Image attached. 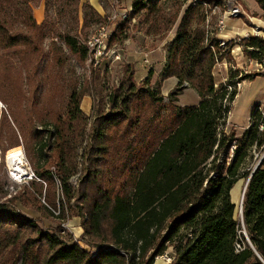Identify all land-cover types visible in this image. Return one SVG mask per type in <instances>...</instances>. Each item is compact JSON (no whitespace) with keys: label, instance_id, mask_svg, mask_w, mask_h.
I'll return each mask as SVG.
<instances>
[{"label":"trees","instance_id":"trees-1","mask_svg":"<svg viewBox=\"0 0 264 264\" xmlns=\"http://www.w3.org/2000/svg\"><path fill=\"white\" fill-rule=\"evenodd\" d=\"M160 1L135 0L110 41L122 33L128 20L148 13ZM255 1L264 12V0ZM34 2L0 0V66L4 69L0 94L15 124L12 95L20 102H31L38 95L39 71L47 55L45 20L35 18ZM87 5L97 18H103ZM194 5L197 3L190 4L181 18L162 70L161 80L178 78L169 101H164L160 86L136 85L135 67L128 64L121 86L110 100L112 110H121L96 119L76 189L69 183L72 170L66 168L65 155L74 150L71 145L77 142L75 139L79 141L86 128L87 116L81 103L88 84L95 79V70L88 83L73 93L64 131L59 128L55 136L50 133L42 147L45 162L35 166V178L41 183L31 182L16 196L0 202V264H153L170 246L175 256L171 264H248L250 259L263 264L250 244L246 242L245 249L237 252L236 242L240 237L246 240L244 226L264 258V159L256 169L257 162H253L254 153L264 151V105L251 109L249 126L240 135L234 128L228 129V117L238 94L237 88L229 90V86L264 74L248 73L229 86L223 83L217 87L214 67L225 55L230 57L237 46L249 59L263 63L264 37L250 35L221 46L222 40L209 36L205 25L192 28ZM60 38L80 63H86V44L70 33L60 34ZM12 55H17L25 75L16 74ZM150 82V78L144 80L148 85ZM188 87L197 91L199 104L176 105L178 96ZM123 89L128 96L122 98L118 92ZM122 118L126 119L123 127ZM7 131L11 132L7 136L10 145L5 147L3 135ZM107 132L114 141L116 157L109 171L100 160ZM19 145L7 112L1 110V153ZM249 177L243 218H238L231 190L237 181ZM55 181L61 188L59 207L47 193L45 203L42 201L44 183ZM17 200L41 216L33 218L15 210L11 203ZM68 204L82 217L83 240L91 249L61 226ZM42 217L51 223L43 226Z\"/></svg>","mask_w":264,"mask_h":264},{"label":"rangeland","instance_id":"rangeland-1","mask_svg":"<svg viewBox=\"0 0 264 264\" xmlns=\"http://www.w3.org/2000/svg\"><path fill=\"white\" fill-rule=\"evenodd\" d=\"M219 2H222V0H161L158 6L152 8L148 13L145 11L142 15L136 16L135 19L128 20L122 33H119L113 41H110V47L115 48L116 53L105 56L95 65L91 62V52H89L86 63H80L61 40L60 34L70 33L81 44L87 45L88 40L96 34L97 29L101 25L110 26L114 32L117 26L124 22L125 18L122 16V18L118 19L109 20L107 17L99 19L91 11L89 5H87L89 3L85 2V0H35L32 4L33 14L39 22L45 20L46 39L44 45L47 55L39 71L38 95L31 102L27 100L20 102L15 97V94L12 95L13 100L11 101L13 102L12 106L15 107L14 116L17 119V124L14 123V118L8 113L7 103L3 101L0 94V114L1 110L7 112L9 126L13 128L20 142L19 146L9 148L4 154L0 150V202H6L5 200L16 196L25 186H29L31 182H35L36 184L41 183L36 178L27 179L25 177L24 179H16L12 177L7 164L8 154L16 149H21L26 156L28 167H31L34 172L35 166H42L46 159L45 150L42 147L46 144L50 133L55 136L59 132V128L61 130L65 128L68 121V106L73 93L78 91L83 84L88 83L91 78V71L95 70V79L88 84L87 94L85 95L90 100L92 106L89 114L85 113L87 116L86 128L79 141L75 139L77 142H73L71 145V148L73 147L74 150H68L65 155L66 168L72 170L69 183L76 189L85 162L84 153L92 143L96 119L102 114H112L121 110L119 107L112 110L110 100L113 92L121 86L125 77L126 66L130 63L135 64L138 60L142 61L146 57H152L156 62L157 60H162L163 54L160 51L154 53L152 56L149 50L160 45L161 40H167L173 36L190 4L197 3V5L193 6L191 13L192 28H203L206 25V17L209 14L211 15V20L206 29L209 31V36L217 37V34H219L217 26H220L221 16L223 18L225 14L227 17L226 0H223L222 3ZM241 4L243 6L241 18L246 22L250 31L254 32V34L250 35L264 37V13L257 7L254 0H241ZM214 5H218L216 8L221 11L220 17L219 12L211 14ZM108 16L111 17V14ZM84 22L85 26L82 27ZM257 27H260L259 31L261 32H258ZM243 37L245 36H237L229 40L240 42V39ZM221 40V46H225V40L227 39L221 38ZM170 42H167L165 45L164 57H166V61L168 60ZM237 53L240 56L244 55L245 62L238 64V61L235 59ZM225 57L223 61L217 62L214 67L217 87H220L223 83L229 86L233 82H236L239 76L248 73L260 72L264 74V66H260L254 60L251 63L246 54L243 53L242 47H236L234 53L231 51L230 57L228 55H225ZM11 62L14 64L16 74L22 73L25 75V69L17 55L11 56ZM223 63H226L227 67ZM144 64H146L144 72L146 70L149 71L148 76H152L155 71L158 72V75L156 74L153 79L151 78L149 85L144 83V81L140 82L136 79V85L157 89L158 86H161L162 71L154 68L151 69V63ZM159 64L158 66L161 68V61H159ZM139 67H141V64H139ZM3 79L4 69L0 66V91L1 85L4 83ZM23 87L24 89L27 88L25 82L23 83ZM235 88L238 89V94L232 103L229 120L240 130L248 124L251 109L257 104L264 105V75L257 76L253 80H245L239 86L237 84L229 86V90ZM118 93H122V98L128 96L124 92V89L123 92ZM169 94L167 96L164 95L166 97L165 102L169 101ZM121 97L120 99H122ZM196 100V92L192 89H189L180 96V103L193 104ZM19 105L21 106L19 107ZM125 122L126 119L122 118L120 126L123 127ZM9 133L11 134V132L7 131L3 135V145L5 147L10 145L7 139ZM106 134L107 137L102 144L106 149L104 154L101 155L100 160L105 169L109 171L113 162H116V157L114 156V141L111 139V133L107 132ZM72 137L75 138L74 134ZM54 140V137H52V142ZM263 153L264 151L261 153L255 152L253 162H257ZM243 181L246 180L243 179ZM60 191L59 182L55 181L54 184L44 183L42 201L45 203V194L47 193L48 197L53 199L59 207V198H62ZM71 204L74 205V201ZM11 205L15 210L21 211L31 217L35 216L39 218L41 216L36 210L25 207L19 200L11 203ZM69 206L71 205L65 206L67 216L65 220H61V226L68 223L70 231L73 232L70 220H76V225L78 226L79 223L80 225L82 224L83 219L78 214V210L75 208L71 209ZM236 207L237 216L240 218V204H237ZM58 211L59 209L57 210V214L59 213ZM49 223H51L50 219L42 217L41 224L43 226H47ZM69 229L66 230L69 231ZM246 242L250 244L247 240H245V244ZM163 261L165 264H169L164 258ZM248 264H256V260L250 259Z\"/></svg>","mask_w":264,"mask_h":264},{"label":"crops","instance_id":"crops-1","mask_svg":"<svg viewBox=\"0 0 264 264\" xmlns=\"http://www.w3.org/2000/svg\"><path fill=\"white\" fill-rule=\"evenodd\" d=\"M135 0H85V2H88L103 18L107 17L109 20L110 19H118L120 18V14L123 13L125 10V12L122 14L123 18H127L130 11L132 10L133 7V3ZM255 1V0H254ZM256 2V1H255ZM257 7L263 12V10L260 8V6L258 5V3L256 2ZM214 6H218V5H214ZM217 13V12H214ZM264 13V12H263ZM111 14V17L108 16ZM219 17H220V12L218 13ZM223 18H228L226 17V15L224 14ZM135 19V18H134ZM41 22V21H40ZM221 25V22H220ZM177 32V31H176ZM176 32L173 34V36L169 39H163L161 40V44L158 45L156 48H151L149 50V53L152 54V56L154 55V53H158V51H160L163 54V59L162 60H157V62L151 57V58H143L142 61L138 60V62H136L135 64L132 63L135 67L136 73H135V80L137 79L138 81H144L146 78H154V75H158V72L155 71V73L152 76H148L149 75V71H145L144 72V68L146 66V64L144 63H151L152 66H150L151 69H159V71H162L164 68V65L166 64V57H164V51H165V45L167 42L172 41L174 39V35L176 34ZM253 32L250 31V28L248 27V25L246 24V22H244V20L239 17V18H230L227 20V27L219 34H217V37L224 38V39H233L237 36H245L247 34H252ZM239 49V48H238ZM158 59V58H157ZM235 59L238 61V64L245 62V57L244 55L240 56L239 53H237L235 55ZM159 61H161V65L162 67L159 68L158 65ZM249 61H251V63H253L254 61L252 59H249ZM139 64H141V67H139ZM225 65V67H227L226 63H223ZM143 70V71H142ZM153 71V70H152ZM160 80V79H159ZM161 81V93L162 95H166L169 94L170 92H172L178 85V78L175 76H171L167 79L164 80H160ZM245 81V80H244ZM243 82V81H242ZM241 82V83H242ZM239 83V85L241 84ZM189 89H192L196 92L197 95V100L193 103V104H187V103H180V96L181 94L178 96L177 101H175V104L178 106H186V105H198L200 102V97L197 93V91L191 87L185 88L184 91L182 92V94H184L186 91H188ZM165 97V96H164ZM166 99V97H165ZM164 99V101H165ZM91 102L90 100H88L87 97H83L82 99V103H81V109L83 110L84 113L89 114L90 110H91ZM250 123V119L248 124L243 128L238 130L236 128V125L233 124V122H231L229 120L228 117V129L234 128L237 132L238 135L242 134L245 129L249 126ZM246 181H243V179H240L239 181H237L235 183V185L233 186L232 190H231V199L233 201V203L240 204L241 202V198H242V193L244 191V187H245ZM40 214V213H39ZM33 218H36L35 216ZM71 224L70 226L73 228V232L69 231L74 235L78 236V235H82L83 234V229L79 223V225L77 226L76 220H70ZM48 226V225H47ZM167 254L173 255L174 251H173V247H169L166 251ZM153 264H165L163 261L162 256H158L155 260V262ZM171 264V263H169Z\"/></svg>","mask_w":264,"mask_h":264},{"label":"built area","instance_id":"built-area-1","mask_svg":"<svg viewBox=\"0 0 264 264\" xmlns=\"http://www.w3.org/2000/svg\"><path fill=\"white\" fill-rule=\"evenodd\" d=\"M230 2L233 3V11H232V16H231V18H233L234 10L243 11V6L241 4V0H230ZM214 12H221V11L219 9H217L216 6H213V8L211 10V14L213 15ZM123 13L120 14V18H122ZM228 19H230V18H222V16H221V25L217 26V30H218L217 32L218 33H221L227 27V20ZM210 20H211V15L208 14L206 17V21H205V23H206L205 27H208V25L210 24ZM257 29H258V32H261V31H259L260 27H257ZM252 34H254V32ZM112 35H113V31L111 30L110 26L101 25L97 29L96 34L91 39L88 40L87 47L89 49V52H91V62L94 63L95 65H97L100 62V60L103 59L105 56H109L111 54L116 53V49L110 47V39H111ZM248 36H250V34L245 35V37H248ZM225 41H227V40H225ZM237 47H241V46H237ZM235 48L232 49V53L235 52ZM256 63H258L260 66H264V62L259 63L256 61ZM184 85L187 86L188 82H185ZM261 129H263V127H261ZM233 148H235V147H233ZM263 157H264V153L260 157V159L257 161L255 168ZM9 171H10V169H9ZM10 174L12 177H17L11 171H10ZM35 177H36L35 172L31 169V167H29V174L26 175V178L27 179H34ZM21 179H24V178L22 177ZM67 222H69V221H67ZM62 226L65 229H69L68 223L62 224ZM242 235L245 237V239L249 243H251L250 239L247 235V231L245 230L244 226L242 229ZM74 237H75V240L77 242H79L81 245L90 248V246L88 244H85V242L83 240V234L78 235V236L75 235ZM245 246H246L245 240L243 239V237H240V241L236 242V251L241 252L242 250L245 249ZM161 256L169 263H172V261L175 258L174 254L170 255V254L165 253Z\"/></svg>","mask_w":264,"mask_h":264},{"label":"bare ground","instance_id":"bare-ground-1","mask_svg":"<svg viewBox=\"0 0 264 264\" xmlns=\"http://www.w3.org/2000/svg\"><path fill=\"white\" fill-rule=\"evenodd\" d=\"M226 7H227V17L231 18L232 11H233V3H231L230 0L229 1L226 0ZM242 14H243V11L234 10L233 18L242 17ZM0 160H1V157H0ZM7 164L10 168V171L14 175L17 176V177H15L16 179H21L22 177L25 178L26 175L29 174V167H28L27 159H26V156L24 154V151L21 149H16L14 151H11L8 154ZM242 195H243V193H242ZM241 200H242V198H241ZM240 206H241V202H240ZM239 210H240V208H239Z\"/></svg>","mask_w":264,"mask_h":264},{"label":"water","instance_id":"water-1","mask_svg":"<svg viewBox=\"0 0 264 264\" xmlns=\"http://www.w3.org/2000/svg\"><path fill=\"white\" fill-rule=\"evenodd\" d=\"M263 159L264 157L260 160V162L257 164L256 168L263 162ZM255 168V169H256ZM251 177V176H250ZM250 177L248 178V180L246 181V184H245V187H244V191H243V195H242V200H241V206H240V210H239V213H240V216L243 218V204H244V196H245V191L247 189V185H248V182L250 180ZM251 242V241H250ZM252 249L254 250L255 254L257 255V257L260 259L261 262L264 263V258L259 254V252L256 250V248L253 246L252 243H250Z\"/></svg>","mask_w":264,"mask_h":264}]
</instances>
